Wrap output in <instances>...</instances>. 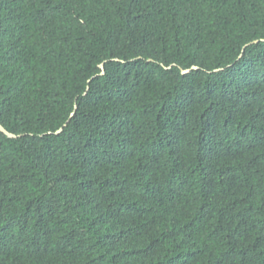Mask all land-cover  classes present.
I'll return each mask as SVG.
<instances>
[{"label":"trees","instance_id":"1","mask_svg":"<svg viewBox=\"0 0 264 264\" xmlns=\"http://www.w3.org/2000/svg\"><path fill=\"white\" fill-rule=\"evenodd\" d=\"M0 124V264H264V0H0Z\"/></svg>","mask_w":264,"mask_h":264},{"label":"water","instance_id":"2","mask_svg":"<svg viewBox=\"0 0 264 264\" xmlns=\"http://www.w3.org/2000/svg\"><path fill=\"white\" fill-rule=\"evenodd\" d=\"M256 41H254L255 43ZM101 69L103 68V64L100 65ZM191 69H197V67H192ZM191 69H188V70H182V73H188ZM101 74H103V70L101 71ZM66 125V124H64ZM61 130H59L57 133H59ZM0 132H2L4 135H6L7 137L9 138H16V137H19V135H15V134H12L10 132H8L1 124H0Z\"/></svg>","mask_w":264,"mask_h":264}]
</instances>
